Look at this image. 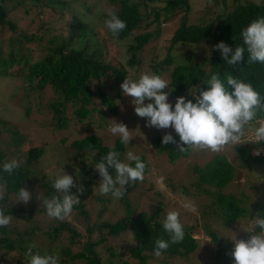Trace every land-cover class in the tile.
Returning a JSON list of instances; mask_svg holds the SVG:
<instances>
[{"label":"trees","instance_id":"1","mask_svg":"<svg viewBox=\"0 0 264 264\" xmlns=\"http://www.w3.org/2000/svg\"><path fill=\"white\" fill-rule=\"evenodd\" d=\"M81 1L83 12L72 14L63 26L55 28L54 24L65 19L64 11L71 9L68 2L0 0V86H6V93L2 97L6 96L9 100L16 97L21 120H29L31 117L28 106L31 97L30 104L37 102L45 105L47 115L52 117L50 125L47 123L46 126L36 127L31 124L30 131L26 129L27 132L34 131L33 133L42 137H38L39 140L25 152L12 148V145L19 144L18 139L23 133L7 128L5 121L0 119V133L5 131L4 141L1 139L3 134L0 135V188L5 191V199L0 201V209H3L5 215L13 217L10 226L0 227V254L5 257L13 253L12 264H29L30 257L25 255L29 248L33 254L58 256V264H196L194 253L198 245L193 238L196 230L194 225L183 227L185 237L182 242L170 244L160 257L154 255L155 241L169 240V235L162 227L164 219L159 213L160 206L149 213L140 212L132 216L133 211L126 195L139 181L129 184L124 197L117 199L124 212L121 217L116 218L115 211L110 215L105 213V220L99 222L104 207L97 212L95 218L88 214L85 207L91 199L103 204L112 198L111 194L103 198L99 193L102 177L95 165L102 162V157L109 151L119 152L120 159L125 162L122 158L125 144L121 142L119 135L112 139L111 144L105 145L101 144L95 135H85L83 138L72 140L66 149L63 145L65 140L60 139L57 147V142L54 143L55 139H52L54 136H51L66 129L71 121L82 122L93 111L99 113V119L106 120V113L115 115L116 99L119 101L123 96L120 85L125 78L130 79L122 63L114 58L115 42L130 39V43L125 46L127 58L124 60V66L128 69L141 66L137 53L154 38L152 30L159 29L160 25L174 20L176 16L177 25L167 41V47L164 48L165 57H153L149 66L151 74L166 77V80L170 81L166 89L170 91V103H175L176 98L180 96L192 100L190 94L195 91L193 87L198 86L197 96L200 90H207L210 86L203 82L210 79L214 73L225 82L227 75H233L243 82L251 83L253 88L264 96V64L247 62L249 54L240 35L242 29L250 22L264 17V0H231L230 9L224 5L222 10H219L217 1L212 0L213 5H205L202 10L193 13H190L189 0ZM109 11L114 12L127 25L115 38L104 23L109 18ZM198 12L201 13L202 19L196 24H190V15ZM205 15L207 20L203 18ZM42 17H49L50 21L45 23L41 20ZM26 19L33 23L38 21L35 31L29 26L24 29ZM100 21L104 27L92 30V24L99 25ZM145 29L147 30L144 31ZM219 42H224L233 49L235 46L245 47L242 60L235 65H228L219 50L213 48ZM175 48L177 49L173 51ZM32 50L38 55H32ZM174 53L182 56L183 63L168 70ZM140 75L138 72L131 79L137 80ZM114 89L117 92L110 96L109 92ZM231 90L230 88L229 91ZM48 91L56 98L54 101L44 102L43 93ZM5 104L6 102L3 103ZM145 119L138 116L131 118L137 124ZM260 119H264V113H258V121ZM125 125L130 126V122L127 121ZM165 134H171L179 141L176 133L162 132L151 139L152 149L164 153L170 164L180 157L186 158L190 150L179 152L176 145L161 143ZM47 147L54 152L53 156L48 158L49 167H59L63 165L62 162L64 165L71 164L77 178L74 183L84 189L82 194H77L75 188L70 190L72 194H77L81 201L78 206H74L71 216L64 221L49 218L41 201L52 196L62 197V194L52 187L56 177L50 175L46 178V183H43L44 175L37 177V173H33L34 165L49 155L51 150ZM252 147H263L261 156L254 157V160L264 164V144L255 142ZM57 149L60 151L57 152ZM234 149L237 155H248V151L238 147ZM139 157L146 164L143 156ZM54 158L58 163L53 162ZM12 159L19 161V167L9 174L3 171V164ZM127 163L134 166V162ZM192 170L195 180L185 186L178 185L177 191L187 195L191 189L194 193L205 194L209 201L207 205L200 203L202 209L206 211L211 206L224 228L228 229L234 222L243 218L244 214L249 219L257 213L264 215V203L246 211L241 200L221 193L220 190L231 180L234 171V167L225 158L215 157L203 167L194 166ZM108 171L110 175H115L111 168H108ZM147 172L146 164L145 175ZM32 176L33 181L42 184L38 187V192L33 194L31 202L26 205L8 204V200L18 196L19 189L23 188ZM211 188L216 192H212ZM193 197L196 198L195 195ZM75 217L84 221L83 234L73 225L72 220ZM16 221L20 222L18 226L14 224ZM203 232L210 241L207 250L210 257L208 256L206 264H233L230 253L234 243L229 242L230 240L227 243L221 241L218 232L208 227H204ZM122 233L130 234L132 245H119L118 248L110 246ZM239 237L242 240L249 238H245L243 234Z\"/></svg>","mask_w":264,"mask_h":264},{"label":"rangeland","instance_id":"2","mask_svg":"<svg viewBox=\"0 0 264 264\" xmlns=\"http://www.w3.org/2000/svg\"><path fill=\"white\" fill-rule=\"evenodd\" d=\"M64 2L69 3V7L72 9H67L64 11L65 13V19L59 21L58 23L54 24L55 28H58L60 26H63L64 22L69 20V18L72 16V14L76 12H83V8L81 6V0H61ZM93 2H96L97 0H92ZM217 5L219 7V10H222L223 6L229 7L231 6V0H216ZM11 4V3H10ZM190 4V13L195 12L196 10H202L205 5H213L212 0H189ZM76 16H81L76 14ZM192 17V19H191ZM204 20H207V16H203ZM202 19L201 13H195L190 15V24H196L200 22ZM42 21L49 22V17H42ZM101 22V21H100ZM98 22V23H100ZM32 21L26 19L24 21V29L26 26L33 28L34 31L38 27V21H35L33 23ZM102 23V22H101ZM92 24V30L96 29H102L104 27L102 24ZM177 25V16L174 20H170L166 24H162L159 26V29L155 28L152 30L154 38L147 43V45L138 52V60L140 61L141 66H137L135 68L128 69L124 66V60L127 58L126 54V48L130 43V39H124L120 42H115V59L122 63L123 67L128 71V78H134L138 72L140 74L150 73V64L151 59L153 57H158L159 59L164 58L166 54V50L164 49L167 47V41L170 37V35L173 33L174 29ZM145 29L144 31H146ZM150 31V29H149ZM64 34V33H63ZM46 35H49L46 33ZM33 48V47H31ZM177 48H175L173 51H175ZM32 55H38V53L34 50L31 51ZM173 55V62L168 67V70H171L174 66L180 65L183 63L182 56L176 55V53ZM162 78L166 79V77ZM18 85V83L16 84ZM6 86L1 85L0 86V119L2 121H5V126L9 129L18 130L21 133H23L18 141L19 144L17 146L12 145V148H18L20 151L25 152L30 146L35 144L38 137H42V135H37L36 133L27 132L29 128L31 127V124L38 126H46L48 123L50 125V122H52V117L47 115L45 105H42L40 103L35 102V104H30L31 98L29 100L28 106L30 109L31 117L29 120L20 119L21 111L19 112V107L16 104V97H12L11 100L9 98L7 99L6 96L2 97L5 93ZM117 92L116 89L113 91H110V96L114 95V92ZM43 97L45 98V101L51 100L56 98L55 95L52 94L51 91H48L47 93H43ZM7 99V100H4ZM171 102L170 100H168ZM6 102L5 105L3 103ZM149 101H145V103H148ZM117 107H116V114L115 115H109L106 113V120L105 119H99V113L96 111H93V113L87 118L84 119L82 122L74 123L71 121L68 124V127L62 131H58L53 134L51 137L52 139H55L54 143L57 142V147L59 140H65L64 142V148L66 149V146L75 139L83 138L85 135H95L97 138L100 139L101 144H111L112 139L116 137L113 134L110 133L109 128L113 125L114 121L117 123H123L125 124L127 121L130 122V126H127L129 131L131 132V135L133 136L132 140L129 142V145L125 144V153L123 154V160L127 163V153L129 151L133 152L134 154L138 156H143L145 159V162L148 166V172L145 175V178L142 182H138L136 187L131 191L128 192L126 195V199L128 200L129 206L132 209L133 213L132 216H135L139 214L140 212L149 213L157 206H160L159 213L163 219H165L167 213L169 211H178L180 213L179 219L183 227L194 225L195 232L193 233V238L197 241V249L194 253V256L196 258L195 262L196 264H206L208 260V256L210 255L207 250L210 247V241L209 237L205 235L203 232L204 227H208L210 230H215L218 232V234L221 236V241H225L227 243L232 242V238H236V240H242L239 236L241 234L245 235V238H247L246 235L248 234L247 231L250 226V220L247 218L246 214H244L243 218L239 219L238 221L234 222L232 226H230L228 229L224 228V225L220 218H218V215L213 212V208L209 206V210L202 209L200 203L202 205H207L208 203V197L205 196V194L202 193H194L191 189L189 191V194L182 195L177 191L178 185H187L191 180L194 181V172L193 167H203L205 164L213 160L215 157H223L225 160L234 167V171L232 173L231 180L220 190L222 194L225 196L231 195L235 196L237 199L241 200L242 207L248 211V209H253L254 206L260 205L264 203V164L257 163L254 160V157L261 156L263 153V147H259L257 149L253 148V144L255 143L254 139L252 138V128H247L245 132V136L242 140L243 144H240L236 147L241 148L243 151H248V155L246 156L245 153H241L237 155V152L235 151L234 147L232 145H227L223 151L219 153H213L208 150H190L189 155L184 158L180 157L175 163L170 164L169 161H167L166 155L164 153H158L155 150H153L150 147V141L151 139L156 136L159 133L162 132H174L173 129H157L155 127H149L147 125V120H142L138 124L133 122L131 118L137 117V115L134 112V104L132 102V97L127 96L123 94L121 99H116ZM96 105V102L94 103ZM174 104V103H172ZM31 105V106H30ZM40 108V110H38ZM38 110V111H37ZM125 122H124V120ZM105 120V121H104ZM29 121V122H28ZM259 121L253 123V127L258 126ZM26 129H28L26 131ZM30 131V130H29ZM5 131H3L1 134L3 136L1 139L5 140ZM175 133V132H174ZM105 138V139H104ZM8 141V140H6ZM41 142V140H40ZM44 142V141H43ZM7 144V142H5ZM49 144V143H48ZM3 146V144L1 145ZM50 149L49 147H47ZM51 150V149H50ZM60 151L57 149V152ZM48 151L46 152V154ZM258 153V154H257ZM49 155L44 156V159H41L38 161L37 165H34L33 167V173H37V177H40L41 174L44 175V181L43 183H46V178H49L51 176L57 177L61 169L63 168V171L68 174L72 175L74 182H77V178L75 176L74 168L71 164L63 165L57 167V165H53L49 167L50 165L47 164L48 158L50 159V156L52 157L54 152L51 150L48 153ZM61 155V153H60ZM63 157V156H62ZM61 160V158H60ZM53 162L58 163V160L56 158L53 159ZM75 167V166H74ZM69 168V171L67 169ZM72 171V172H71ZM164 177V184L166 185V188L164 190H161L157 184L155 183L157 177ZM33 176L30 178V180L24 184L23 188L27 189L30 193L33 194L38 192L39 186L42 184L38 181H33ZM212 192H216L213 188H211ZM194 194V195H191ZM103 198L106 195H102ZM189 199L194 202L197 212L192 213L184 208L181 207V203L183 199ZM18 199V196H13L8 200V204H17L22 202H16ZM32 200V199H31ZM31 200L28 202L30 203ZM86 209L88 210V214L95 218L97 216V212L101 210L104 207V213L102 211L100 218L98 221L105 220V213L110 215L115 211L116 215L115 217H121L123 215V208L118 203L117 199L114 197H110L108 202H105L103 204L96 202V200L91 199L90 203H86ZM105 204V205H104ZM112 221L115 220L111 219ZM73 225L75 226V229H77L80 234H83V223L84 221H81V218L75 217V219L72 220ZM97 221V222H98ZM15 226H18L20 222H15ZM247 240V239H244ZM119 245L130 247L132 245V241L130 239L129 233H122L121 236L118 237L110 246L114 248H118ZM228 245V244H227ZM229 246V245H228ZM227 246V247H228ZM232 248V247H231ZM55 250V249H54ZM103 254V252H101ZM104 255V254H103ZM13 253L8 254L7 256L3 257V254H0V264H12V261H14V258H12ZM210 257V256H209ZM14 264V262H13ZM230 264V263H229Z\"/></svg>","mask_w":264,"mask_h":264},{"label":"clouds","instance_id":"3","mask_svg":"<svg viewBox=\"0 0 264 264\" xmlns=\"http://www.w3.org/2000/svg\"><path fill=\"white\" fill-rule=\"evenodd\" d=\"M108 17L104 22L105 27L114 38L118 37L127 25L112 11L108 12ZM240 35L249 54L247 62L264 64V17H258L250 22L242 29ZM213 48L219 50L222 59L228 65L239 63L245 53V47L235 46L233 49L224 42L217 43ZM225 80L226 82L222 81L219 75L214 73L210 79L203 82L210 86L207 90H200L197 96L198 86L193 87L195 91L190 94L192 100L180 96L176 98L174 105L168 101L170 91H166L170 81L159 75L145 73L137 80L125 78L120 87L123 94L132 97L135 114L140 118H146V126L174 130L179 141L174 139L173 135L165 134L161 143L174 144L179 152L208 150L219 153L227 145L236 147L243 144L247 128H252V138L257 144H264V119H260L258 126L253 127V123L258 120V113H264V96L255 90L251 83L243 82L233 75H227ZM109 131L113 135H119L121 142L126 145H129L133 138L123 123L114 121ZM126 158L129 162H134V166L123 162L117 151H109L102 157V162L96 163L95 169L102 177L98 189L101 195L111 194L116 199H122L129 184L144 180L146 164L131 151L127 153ZM18 167L19 161L12 159L3 164V171L12 174ZM108 168L114 170L115 175H110ZM164 179L161 176L155 181L161 190L166 188ZM52 187L61 193L62 197L42 199V204L49 218L64 221L71 216L74 206L80 204L81 200L77 194H82L84 189L74 183L73 176L66 174L63 168L54 179ZM72 188L76 189L77 194L71 193ZM4 199L5 191L0 188V201ZM31 199L32 193L21 187L16 202L26 205ZM181 207L192 213L197 212L194 202L187 198L183 199ZM179 216L178 211L167 213L162 227L169 235V240L155 241L156 257H160L170 244L184 240L185 232ZM12 220L11 215H5L3 209H0V227L10 226ZM249 220L250 226L245 231L250 233L249 238L247 240H236L235 236L232 238L234 248L230 255L233 257V264H264V215L257 213ZM25 255L30 257L29 264H58V256L33 254L31 248Z\"/></svg>","mask_w":264,"mask_h":264}]
</instances>
